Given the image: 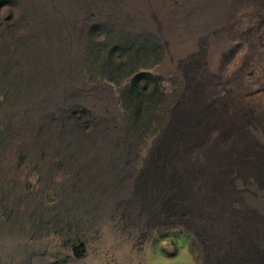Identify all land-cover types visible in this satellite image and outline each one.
I'll return each mask as SVG.
<instances>
[{"label":"rangeland","instance_id":"1","mask_svg":"<svg viewBox=\"0 0 264 264\" xmlns=\"http://www.w3.org/2000/svg\"><path fill=\"white\" fill-rule=\"evenodd\" d=\"M220 8L0 0V264H264V31Z\"/></svg>","mask_w":264,"mask_h":264},{"label":"bare ground","instance_id":"2","mask_svg":"<svg viewBox=\"0 0 264 264\" xmlns=\"http://www.w3.org/2000/svg\"><path fill=\"white\" fill-rule=\"evenodd\" d=\"M209 3H215V7L222 6L219 9V15L217 14V21L221 27H227L226 30L230 28L239 33L244 29L264 31V0H209ZM227 22L230 23L227 24ZM263 75L261 74L259 78Z\"/></svg>","mask_w":264,"mask_h":264},{"label":"trees","instance_id":"3","mask_svg":"<svg viewBox=\"0 0 264 264\" xmlns=\"http://www.w3.org/2000/svg\"><path fill=\"white\" fill-rule=\"evenodd\" d=\"M113 79V78H111ZM114 80V79H113ZM111 80V81H113ZM121 81V80H120ZM116 82V81H113ZM140 82H141V78L140 76H136L134 79L131 80V82L129 83V85L126 87V90L128 92V94L131 96H135V97H141L144 94L143 89L140 86ZM120 83L119 81H117V84ZM80 255V253H79ZM240 259L238 260V264H258L260 263V261L256 260V258H254L253 256L249 257L246 255H240Z\"/></svg>","mask_w":264,"mask_h":264}]
</instances>
